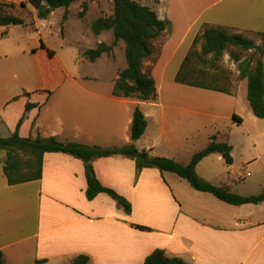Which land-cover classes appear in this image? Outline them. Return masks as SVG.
Returning <instances> with one entry per match:
<instances>
[{
  "label": "crops",
  "instance_id": "obj_1",
  "mask_svg": "<svg viewBox=\"0 0 264 264\" xmlns=\"http://www.w3.org/2000/svg\"><path fill=\"white\" fill-rule=\"evenodd\" d=\"M199 2L178 0L177 9L182 16L174 17L172 8L166 9L170 26L164 36L153 42L154 53L142 65V71L154 78L158 93L148 101L113 94L119 71L106 90L95 86L96 82L78 78L65 79L47 89L38 83L39 69L25 68L22 57H28V52L20 51L19 44H3L2 39L0 136H11L20 123L18 130L22 137L41 135L105 148L133 142L155 156L179 159L183 137L177 128L185 117L191 120L192 128L200 124L208 128L233 117L239 106L238 92L209 90L230 98L232 114H229L225 112L224 99L208 97L198 91L208 89L175 80L202 28L199 26L190 33L200 18L198 15L192 20ZM205 23L232 27L235 33L247 37L259 35L264 33V0H232L214 10ZM4 33L3 36H9L8 30ZM44 46L41 42V48L54 57L55 53L49 54V46ZM29 54L35 58L38 51L33 49ZM28 102L36 107L27 110ZM136 107L143 111L148 126L142 137L133 141L131 126ZM93 165L104 186L130 201V214L105 192L93 200L87 198L84 162L72 155L45 153L42 178L17 185H9L1 169L0 251L4 264H36L38 260L45 261L42 264H72L79 255L89 256L88 264H143L157 248L191 264H229L236 248L242 250L245 242L258 236L251 252L264 243L262 222L254 224L242 219L234 225L233 220L229 224L223 215L222 221L227 223L223 226L206 220L205 217L216 214L217 207L218 211L229 209L220 207L205 192L204 196L194 198L183 194L185 201L195 204L199 211L186 210L166 180L167 171L144 168L137 172L135 161L122 156L98 157ZM131 224L144 225L152 231ZM261 260L263 263L264 251Z\"/></svg>",
  "mask_w": 264,
  "mask_h": 264
},
{
  "label": "trees",
  "instance_id": "obj_2",
  "mask_svg": "<svg viewBox=\"0 0 264 264\" xmlns=\"http://www.w3.org/2000/svg\"><path fill=\"white\" fill-rule=\"evenodd\" d=\"M36 11V17L47 19L56 9L70 6L81 0H28ZM158 2L159 0H153ZM20 5L26 8V3ZM15 2H0V27L26 25L21 12L12 9ZM89 10V0H82L79 15L84 16ZM67 18V12L64 19ZM31 23V22H30ZM31 25H33L31 23ZM170 26L168 19H162L157 12L137 0H114V13L110 17H100L92 25L93 32L99 36L104 31L112 30L114 40L111 43L100 42L96 48L85 51V57L96 62L102 55H112L119 41L125 44L127 66L119 70L115 81L113 94L120 97L136 98L142 101L153 100L157 97V88L152 76L142 71L143 63L154 53L153 42L160 39ZM5 35L7 32L4 33ZM264 41V33H259ZM202 41L201 49L195 50V45ZM240 47L241 51L230 49V56L238 64L239 77L247 80V98L253 114L264 118V43L257 45L254 39L241 33L230 31L227 27L206 23L194 39L193 46L184 58L175 80L178 83L208 90L233 94L228 88L218 83L219 76L208 67H202L200 62L209 55L214 61L221 60L229 46ZM42 46L45 48L44 44ZM255 49L254 53L242 59L243 52ZM53 56L54 52L49 51ZM36 107L27 103V110ZM234 123L242 124L243 119L237 114L232 117ZM20 123L15 132L8 137L0 136V150L6 151L5 158L0 160L3 173L9 185L39 180L43 174L44 154L47 152H62L81 159L84 162L87 189L86 196L93 200L98 194H109L128 214L132 205L128 199L113 188L104 186L98 179L93 160L98 157L122 156L131 158L136 163L137 172L144 168H158L162 172H173L186 179L190 185L201 192L210 193L219 200L241 206L244 204H260L264 202V191L259 194L243 195L233 191L229 184L215 185L197 172L200 162L212 153H219L228 165L234 164L233 146L227 141H217L215 137L201 151L195 153L189 163H181L170 157L155 156L146 149H139L135 143L121 147L90 146L78 142H64L56 137L35 138L22 137L19 134ZM147 119L140 107L133 113L131 137L138 140L146 132ZM26 156V158L23 157ZM133 227L152 231V228L131 224ZM89 256L79 255L72 264H88ZM45 261L38 260L36 264ZM0 264H4V255L0 251ZM143 264H191L183 258L170 256L165 249L157 248L147 256Z\"/></svg>",
  "mask_w": 264,
  "mask_h": 264
},
{
  "label": "rangeland",
  "instance_id": "obj_3",
  "mask_svg": "<svg viewBox=\"0 0 264 264\" xmlns=\"http://www.w3.org/2000/svg\"><path fill=\"white\" fill-rule=\"evenodd\" d=\"M137 1L155 10L162 19H166L167 8H172L171 15L174 17L177 14L179 16L183 15L177 9L176 2L178 0H162L160 4L153 0ZM230 1L232 0H200L197 8H195L196 6L194 7L196 15H192V20L198 15H200V18L193 25L190 33H194L199 26L202 27L206 24L205 20L209 18L214 10L221 8ZM0 2H15L17 6L12 10L18 13L21 12L22 17L26 21V25H12L8 28L0 27V42L3 39V44H8L9 42L11 44L15 43V45L19 44L20 51L25 50L28 52V57H22L25 62V68L28 70L34 67L39 69L38 83L44 85L47 89L65 79L78 78L84 81L96 82L94 83L95 86L99 85L100 89L106 90L118 75L117 71L127 66L123 41L120 42L111 56L104 54L96 62H91L86 57L82 58L85 49L96 48L100 42L111 43L114 40L112 30L104 31L99 36L92 30V25L96 19L110 17L114 13V0H89V10L82 17L79 15L81 0L70 6L68 10L65 7L56 9L45 20L36 17V11L28 0H0ZM21 2L26 3V8L20 5ZM210 4L212 5L208 7ZM66 12L67 18L64 19ZM34 17L36 27L34 26ZM227 28L235 32L232 27ZM6 30L9 33L8 37L3 36ZM249 37L254 39L257 45H263L264 43L261 35L252 34ZM41 42L49 46L50 50L55 53L54 57H49L47 51L41 48ZM201 44L202 41L196 44L195 50H200ZM33 49L38 51V55L35 58L29 56V52ZM230 49L242 50L240 47L230 45L221 60L214 61L212 56L209 55L200 62V65L208 67L211 72L220 75L218 83L221 86L228 88L233 93L238 92L239 106L237 114L243 118V123H233L232 117H230L222 119L218 124L208 128H202V124L192 128L191 120L185 117L179 123V128H177V133L182 134L183 146L181 155H178L180 157L176 160L181 163H188L192 156L203 150L213 137L217 141H227L233 146L234 164L228 165L219 153H212L199 164L197 167L198 174L215 185L229 184L233 191L239 194H259L264 191V118H258L253 114L247 98V80L239 77L238 64L230 56ZM254 51L255 49L244 51L242 59L251 56ZM262 57L264 61V54ZM198 91L208 97L224 99L222 102L224 107L227 108L225 112L232 114L228 96L209 90ZM199 127L201 128L197 130ZM1 132L6 134L3 131ZM173 132H175V129ZM5 156L6 151L0 150V160L5 158ZM23 157L26 158L25 155ZM1 169L2 165L0 164V171ZM166 180L178 198H181V202H184L186 210L194 213L195 210L199 211L195 204L189 205L185 201L184 196L186 195L183 196V194L188 193L189 197L194 198L195 196H204L203 194L205 193L194 189L186 179L181 178L176 173L166 172ZM205 195L217 201L220 207L229 209V212L223 209L218 211L217 207L215 209L216 214L212 218L205 217L209 222L214 220L217 224L223 226L227 224L222 221V217L225 216L229 224L233 220L234 225L235 222H240L242 219L254 224L264 223V202L237 206L223 202L210 193ZM193 200L197 203V200ZM234 228L236 229V227ZM257 240L258 236H256L254 241L251 239L249 242H245L246 246L242 250L240 249L241 247L236 248L234 259L229 264H264L261 260L264 243L258 244L256 249L251 252L255 248Z\"/></svg>",
  "mask_w": 264,
  "mask_h": 264
}]
</instances>
